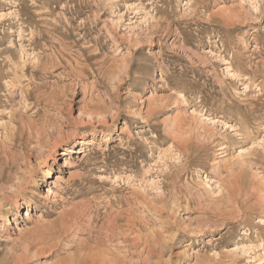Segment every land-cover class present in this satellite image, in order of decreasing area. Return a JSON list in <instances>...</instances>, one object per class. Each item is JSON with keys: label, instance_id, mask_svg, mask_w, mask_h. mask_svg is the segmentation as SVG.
Wrapping results in <instances>:
<instances>
[{"label": "rangeland", "instance_id": "1", "mask_svg": "<svg viewBox=\"0 0 264 264\" xmlns=\"http://www.w3.org/2000/svg\"><path fill=\"white\" fill-rule=\"evenodd\" d=\"M81 247L264 264V0H0V264Z\"/></svg>", "mask_w": 264, "mask_h": 264}, {"label": "bare ground", "instance_id": "2", "mask_svg": "<svg viewBox=\"0 0 264 264\" xmlns=\"http://www.w3.org/2000/svg\"><path fill=\"white\" fill-rule=\"evenodd\" d=\"M67 152H72L70 149H67ZM74 152H76V151H74ZM220 164H219V161L218 162H216V164H215V168H219L220 166H219ZM45 177H46V179H50V178H52L53 176H52V173H51V171L49 170V171H46V174H45ZM3 195H7V193H3ZM22 196L23 195V193H21V192H18V191H16V193H13V194H11L10 196L11 197H14V198H17L18 196ZM6 197V196H5ZM3 196H1V199L3 200ZM29 203H30V201H28L27 202V204H28V207H29ZM25 217H28L29 218V214H27V212L25 213ZM80 217V216H79ZM66 218H69V220L70 221H67V219ZM66 218L65 219H63V220H61V223H58L59 225H60V227H59V231L60 232H62V233H60V234H64V233H68V231H69V229H70V227H71V225H73L74 224V222L75 221H77V219H78V217H76V214L75 213H69V214H67V216H66ZM77 218V219H76ZM112 218V217H111ZM80 220V219H79ZM60 221V220H59ZM58 221V222H59ZM9 222V221H8ZM118 222V221H117ZM77 223H78V225L80 226V224H79V221H77ZM76 224V223H75ZM112 224V223H111ZM74 226V227H76V228H78L79 226ZM58 226V225H57ZM115 226V225H114ZM127 226V225H126ZM73 227V228H74ZM82 227V226H81ZM80 227V228H81ZM118 227V226H117ZM130 228V227H129ZM53 229V228H52ZM51 229V230H52ZM108 229V228H107ZM119 229V228H118ZM124 229V228H123ZM128 229V228H127ZM101 230V229H100ZM117 230V229H116ZM40 230H38V232H39ZM50 230H48L47 232H49ZM52 231H54V229L52 230ZM51 231V232H52ZM55 231H56V229H55ZM55 231H54V233H55ZM58 230H57V232H59ZM106 231V230H105ZM33 232V231H32ZM32 232H30V235L32 234ZM37 232V233H38ZM70 232H74V231H71L70 230ZM101 232V231H100ZM112 232V231H111ZM34 233V232H33ZM54 233H53V235H54ZM93 233V232H92ZM95 233H97V232H95ZM49 234V233H48ZM59 234V233H58ZM58 234L56 235L58 238H60L59 236H60V234H59V236H58ZM102 234V232L100 233V235ZM35 235V234H34ZM37 235V234H36ZM97 235V234H96ZM32 236V235H31ZM39 236H40V238H41V236L42 235H40L39 234ZM38 236V237H39ZM47 236H49V235H47ZM52 236V235H51ZM51 236H49V237H51ZM68 236V235H67ZM98 236H99V233H98ZM25 237V236H24ZM28 237V236H27ZM43 237V236H42ZM62 237H63V235H62ZM94 237H96L95 236V234H94ZM104 237V236H103ZM31 238V237H30ZM33 238V237H32ZM52 238V237H51ZM58 238H56V239H58ZM64 238V237H63ZM97 238V237H96ZM95 238V239H96ZM34 239V238H33ZM44 239V238H43ZM47 239H49V238H47ZM95 239H92V241H94ZM98 240H100V238H97ZM103 239V238H102ZM35 240V239H34ZM51 240V239H50ZM50 240L48 241V242H50ZM58 240H60V239H58ZM43 241V240H42ZM45 241V240H44ZM43 241V243H45ZM97 241V240H96ZM95 241V242H96ZM104 241H105V239H104ZM103 241V242H104ZM54 242V241H53ZM88 242V241H87ZM102 242V241H101ZM42 243V244H43ZM28 244H30V243H28ZM85 244V243H84ZM97 244H99V242L97 243ZM103 244V243H102ZM54 246V245H53ZM80 246V245H79ZM92 246V245H91ZM95 246V245H94ZM100 246H101V244H100ZM99 246V247H100ZM79 249L80 248H77V250L79 251ZM86 249H88V248H85V247H81V250L83 251V250H86ZM77 250H75L76 252H77ZM97 251V253H95V255L97 254V256H100L101 254H104V253H101L100 251H98L96 248H90L89 249V251L91 252V251ZM104 252V251H103ZM79 253V252H78ZM78 253H76V255L79 257V255H80V257H84L83 259H80V258H77V260L75 259V257H77L76 255L75 256H73V258L72 259H74V260H70V261H72V263L71 264H93V259L92 258H94L95 259V257H91L90 259V262H88V261H86V258L85 257H88L87 256V251H83V255L82 254H78ZM81 253V252H80ZM93 253V254H94ZM74 254V253H73ZM89 254V253H88ZM148 254V253H147ZM150 254V253H149ZM82 255V256H81ZM92 256V255H91ZM105 257V256H104ZM109 258V257H108ZM69 259L70 258H68V262H69ZM104 260V259H103ZM110 260V259H109ZM78 261H80V262H78ZM97 262V258L94 260V262ZM102 261V260H101ZM100 261V262H101ZM107 261V263H108V260H106ZM86 262V263H85ZM96 262H95V264H96ZM103 262V261H102ZM101 262V263H102ZM67 263V262H66ZM104 263H105V261H104ZM107 263H105V264H107ZM61 264H64V263H61ZM68 264V263H67ZM69 264H70V262H69ZM99 264V263H98ZM103 264V263H102ZM109 264V263H108ZM114 264V263H113Z\"/></svg>", "mask_w": 264, "mask_h": 264}]
</instances>
